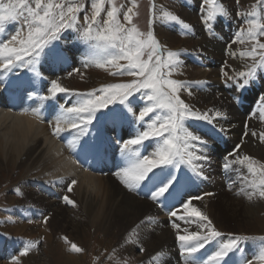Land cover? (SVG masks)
Wrapping results in <instances>:
<instances>
[{"label": "bare ground", "instance_id": "bare-ground-1", "mask_svg": "<svg viewBox=\"0 0 264 264\" xmlns=\"http://www.w3.org/2000/svg\"><path fill=\"white\" fill-rule=\"evenodd\" d=\"M201 1L189 0L182 12L177 15L172 13L190 26V31L184 30L188 32L189 40L179 41L174 35L168 37L160 30L156 31V35L166 42L167 48L169 46L170 49H177V52L181 53L183 64L170 78L179 79L178 74L182 73L180 70L185 72V75L189 74V78L184 81L188 84L187 90H184L185 93H179L181 99L189 103L194 111L207 113L208 119L212 121L187 122L192 130L208 141V151L199 153L194 146L184 149V162L176 168L166 169L178 176L179 182L171 195L166 194V198H161L160 204L152 201L150 191L144 194L138 190L129 191L121 183V178L115 175L126 166L120 152L122 141L133 137L137 131H143L146 127L143 122L135 125L137 109L144 106L142 93L131 99L129 106L132 111H128L123 105L120 106L125 118L115 125L105 115L99 124H96L94 119L93 124L89 126V133L84 139L89 143L103 141L104 150L99 155L85 157L83 153L71 152L68 144L73 139L75 130L70 127H67L60 137L53 135L55 120L58 115H62L61 108L71 107L85 98L80 95L84 93H75L73 90L90 92L106 78L104 75L96 77L84 74L85 84H82L81 88L67 85V82H72L68 78L69 73L72 75L85 66L80 53L88 49L85 44L74 42L73 38L78 35L77 32H67L66 37L58 43L61 49L71 55V59L66 63L53 64L49 58L43 56L35 65V72L28 67L11 73L0 69V80L7 84L6 89L0 87V177L13 170H19L22 176L21 182L13 185L10 190L13 196H5L3 201L0 200V224L4 227L0 233L12 238L25 236L43 241L47 245L48 254L52 256L46 264H85L89 247H85L82 239L86 237L84 229L88 226L94 229V233H101L103 239L108 238L111 242L115 239L120 244L128 245L129 249L143 248L142 261L146 264H184L180 253L181 242L177 240V235L200 232L198 225L206 223L194 216L185 215L182 202L190 200V207H195L206 215L214 228L226 226L231 229L230 233L235 234L234 230H239L246 224H259L262 230L256 235H264V218H255L258 210H264V198L251 186L253 177L248 174L247 166L232 164L236 156L228 155L231 152V148H228L233 144V147L239 145L238 156L247 155L256 161H264L263 157L259 156L260 149L264 147V142L260 139L261 134H264V83L259 93L250 89L253 87L250 84L246 90L251 92L248 90L245 94H239L241 91L236 85L238 79L244 78L231 74L224 64L234 57L233 60L239 59L241 65L245 66L249 65L252 58L241 57L240 53L232 50L231 45L234 46L233 41L236 40L232 27L236 21L230 19L229 15L225 17L219 13L209 22L212 30L205 31L206 25L201 22L203 15L195 10ZM229 1L220 0L224 6L228 5ZM255 1L257 0H247V4ZM245 2L246 0H240L241 4ZM259 8L251 10L264 17V4ZM22 22H7L6 31L0 35V40H9ZM163 24H166L165 27L169 26L173 32L182 30L177 22H168L165 19ZM22 35L26 38L27 31L24 30ZM192 39L201 41L194 46ZM254 44L255 42H252V45ZM90 55L92 60L88 65L96 64V60H103L107 53L95 51ZM64 78L67 81H64ZM257 78H260V73ZM53 79H60L58 83L69 92L59 93L48 101L39 99L41 92L49 95L47 88ZM235 81L237 83H234ZM241 95L242 100L259 103L261 111L252 116L246 115L247 111L245 117L242 111L237 109ZM26 109L27 114L21 115ZM32 110H39L43 120L37 119ZM46 111L49 113H45ZM155 115H161V112L157 110L156 113L145 117V121H150ZM159 143L162 141L153 138L146 141L143 147H132L142 155H150ZM201 154H206L209 159L197 160V155ZM225 163L231 164L228 171L223 167ZM154 171L159 173L160 169ZM197 171L202 175L194 174ZM72 180H75L76 184L69 192L68 185ZM2 182L1 180L0 185ZM225 182L227 185H224ZM209 193L211 195H208ZM248 193H252L251 198ZM65 196L74 201V206L63 200ZM173 205L179 209L178 216L184 217L183 219L169 215V211L174 210ZM172 223L177 224L179 228L174 229ZM71 227V238L78 243V247L85 250L82 253L71 251V243L66 244L65 238L55 234L57 230L64 232L66 228ZM229 238L233 237L221 234L217 241L207 244L197 254L198 257L206 259L216 250L219 242ZM248 244L250 241L242 242V250L232 254L229 264H241L243 259H251L258 254L262 243ZM110 247V242L102 240L98 243L97 255ZM32 258L23 259V263L28 264Z\"/></svg>", "mask_w": 264, "mask_h": 264}, {"label": "snow or ice", "instance_id": "snow-or-ice-1", "mask_svg": "<svg viewBox=\"0 0 264 264\" xmlns=\"http://www.w3.org/2000/svg\"><path fill=\"white\" fill-rule=\"evenodd\" d=\"M87 2L90 3L91 7L90 15L85 11V5L80 0H34V6L32 0H11L8 4H4L3 0H0V35L5 33L7 22L23 21L15 33L11 34L9 40H0V69L3 72L11 73L17 69L28 67L35 72V65L39 63L42 56L49 58L53 64L68 62L71 55L66 50L61 49L57 42L69 31L77 32L78 35L73 38L74 42H81L88 49L80 53L85 66L92 60L91 52H106L107 56L103 61H95L96 66L107 63L117 68V72L113 75H128L135 77V79L128 83L110 84L100 90L80 94L85 96L80 102L71 107L61 108L62 115H58L55 120L53 135L60 137V134L67 127H70L75 130L73 139L68 144L71 152L83 153L85 157L99 155L104 150L103 141L89 143L84 139L88 135L89 126L93 124L94 119H99L96 116L97 112L101 109H107L106 118L115 125L125 118L124 112L122 108H109V105L118 101L120 105L128 108V111H132L129 106L131 104L130 98L135 93H142L144 106L140 109L136 120L145 123L146 127L143 131H137L133 137L122 141L120 152L126 166L116 172L115 175L121 178V183L129 191H137L151 182L150 198L153 202L160 204L161 198H166V194L171 195L176 183L179 182V177L170 171H166V169L176 168L184 162V149L194 146L199 153L208 151V141L201 134L192 130L187 122L189 120H205L212 123V121L208 119L207 113L194 111L190 105L181 99L180 90L187 89V82L168 78L177 68L182 66L181 53L167 51L165 46L155 37L153 30L144 34L135 27L126 28L118 19L120 10L114 5L113 0H107V3L112 6L106 10L107 18L103 19L102 23L99 18L101 13L105 12L106 0H87ZM258 3L264 4V0H258ZM202 4L208 6L207 15L202 16V22L206 25L205 31L212 30L209 22L216 18L218 12L225 16L228 15L227 10L217 4V0H202ZM81 12H84L83 19L86 26L83 29L78 27ZM131 14V7L123 14L124 20L129 24L132 22ZM156 15L157 13L153 12L154 18ZM250 15L255 18L246 19L245 23L248 25L246 33L238 31L235 33L236 40L233 41L234 43L237 41L243 43L245 35L249 40L255 41L250 52L240 53L241 57H251L254 63L248 67L246 72L239 73V76L244 79L243 83L237 84L238 90L249 86L251 81L257 78L258 69H264V53L260 54L258 61L255 60L257 48L264 50V43H260L258 40V37L264 36V17L255 11ZM163 16L181 26V35L188 34L184 30L190 31V26L176 15L165 11ZM152 24L153 21L150 20V29ZM24 30L27 31L26 38L22 35ZM13 44L19 46H12ZM145 55L147 59H143ZM122 60L127 63L120 64ZM0 87L6 89L7 84L4 80H0ZM96 91H99L100 95H96ZM47 92L49 95L38 98L48 101L54 99L57 94L67 93L69 90L53 79L50 82V87L47 88ZM29 95L31 96V93ZM237 102L239 101L237 100ZM157 110L163 115H155L150 121H145V117L156 113ZM32 111L37 119L43 120L39 110ZM27 112L28 109L20 114L25 115ZM217 115L220 114L217 113ZM221 130L223 131V129ZM253 135H255L254 132ZM153 138L162 141V143H159L156 150L150 155H142L132 147H143L146 141ZM260 139L264 142V134H261ZM191 142H195V144ZM238 149L239 145L228 154L229 156H236V159L231 163L247 166L248 174L253 177L250 181L251 186L259 192L261 198H264V164H260L259 161L247 155L238 156ZM196 159L207 161L209 157L206 154H201L197 155ZM223 167L228 171L231 164L225 163ZM154 169H160V172L157 173ZM194 174L202 175L199 171ZM75 184L76 181L72 180L68 185L69 192L73 190L72 186ZM248 195L251 198L252 193H248ZM193 199H200V197H193ZM63 200L74 206V201L67 196L63 197ZM190 203V200L182 202L185 215L194 216L199 221L206 223L198 225L201 229L200 232H186V234L177 235V240L181 242L180 253L184 264H229L232 254L242 250L240 246L246 238L236 236L227 241L219 242L215 251L206 259H200L197 254L207 244L217 241L221 233L214 228L206 215L195 207H190ZM173 209L169 211L170 216L178 219L184 218L178 216L179 209L175 205H173ZM172 227L174 229L179 228L175 223H172ZM259 239L262 244L258 254L251 259H243L241 264H264V237ZM65 243L70 242L65 238ZM33 247H35L34 244L27 245L20 252V256L27 255ZM71 251L80 253L83 249L75 243H71ZM140 251L143 252L144 249L140 248ZM15 261L16 257H13V264Z\"/></svg>", "mask_w": 264, "mask_h": 264}, {"label": "rangeland", "instance_id": "rangeland-1", "mask_svg": "<svg viewBox=\"0 0 264 264\" xmlns=\"http://www.w3.org/2000/svg\"><path fill=\"white\" fill-rule=\"evenodd\" d=\"M188 1L189 0H113L114 5L120 10L119 14H118V19H119L121 24H123L126 28L135 27L138 29V31L140 33H144V34H146L149 30H153L155 37L158 39V41L163 46H165L166 50L167 51H173V52H177V49H173V48L170 49L169 46L167 48L166 42L161 40L156 35V31L158 29L161 32H163L165 35L167 34L168 37L169 36L173 37V35H174V37L177 38L179 41L189 40V37L187 35L185 36V35L180 34L181 31L178 33L173 32V30L171 31L169 29V26L165 27L166 24H163L165 19L168 22H172L163 16V13L165 11L169 12L171 14L175 13L177 15L178 13L182 12L186 8V3ZM10 2H11V0H3L4 4H8ZM80 2L85 5V11H87L88 14H91L90 3H88L87 0H80ZM32 3L34 6V0H32ZM217 4L221 5L223 8L226 7L224 9L227 10V13L229 15V16L228 15L227 16L230 19L236 21L235 26L232 27V28H234L233 29L234 34L237 33V31H239V30L240 31H244V30L246 31L247 30L248 25H247V23H245L246 19H254L250 15L252 12L251 9H253V10H255V8L260 9L259 7L261 6V3H258V0L255 1L254 3H251V4L250 3L247 4V0L243 4L240 3V0H239V2H237V0H233V1L230 0L228 5H225V6H224V3L220 2V0H217ZM111 6L112 5L108 4L107 0H106V2L104 4L105 12H102L101 17L99 18L101 23H102L103 19L107 18L106 17V10L109 9ZM130 7L132 8V14H131L132 22H131V24H129L127 21L124 20V15H123L128 10V8H130ZM195 10H197L200 14L202 13L203 16H206L207 11H208V6L203 5L202 1H201L199 7L196 8ZM153 12L157 13L155 18L153 17ZM238 13H239V15H238ZM217 15H219V12L217 13ZM227 16H225V17H227ZM83 17H84V12H81L80 13V19H79L80 21H78V27L81 29L86 27L84 25ZM150 20L153 21L151 29L149 27ZM198 22H200V21H198ZM166 32H169V33H166ZM66 34L67 33L64 34L62 39L66 37ZM258 40L260 43H264V36L258 37ZM200 41H201V39H192V43L194 44V46L196 43H198ZM252 42H255V41L249 40L247 38V36L245 35L243 43H240V42L238 43V41L235 43L233 42L234 46L232 44L231 48L235 53L250 52L252 47H253ZM57 43H59V42H57ZM246 46H247V48H246ZM237 48L239 49V52H238ZM261 53H264V50L257 48V54L255 56V60L260 59ZM245 57H247V56H245ZM143 59H147V56L145 55L143 57ZM230 59H228L227 64H224V66L227 67L229 69L230 73L233 74L234 76H239L238 74L240 72H246L248 70V66H251L254 62V60L251 59V60H249V65L245 64V66H242L239 59H238V61H236V58H235V60H233L234 57H231ZM103 60H101V61H103ZM233 61H234V63H232ZM238 62H239V64H238ZM126 63H127L126 61H123V60L120 61V64H122V65L126 64ZM82 68L83 69H79V71L78 70L75 71L72 75H70V77H68V78H70V80H72V82H70V83L67 82L68 86H70L72 88H75V87L81 88L82 87L81 85L85 84V81H84L85 75L84 74H86L88 76H96V77H98V76L100 77V76L104 75V77H106L105 79H102L104 81L99 82V85L97 87L93 88L92 91H90V92H93L94 90H100L106 85L128 83V82H131L135 79V77L128 76V75H113V73L117 72V68L114 67L113 65H110L107 63H101V66H96V64H92V65L89 64L87 66H83ZM180 72H182V73L178 74L179 79H177V81L184 82L185 79L189 78V74L185 75L184 74L185 72H183L182 70H180ZM259 73H260V78H256V79L252 80L250 83L253 86L250 89H253L256 92H258L262 89V84L264 83V69H258L257 77H258ZM55 77H58V76H55ZM168 78L174 79V78H170V76ZM174 80H176V79H174ZM59 81H60V79L57 80V82H59ZM64 81H67V79H65ZM234 83H237V82L235 81ZM238 83H243V80H241V78L238 79ZM236 87H237V85H236ZM184 90H187V89H181L180 92L185 93ZM248 90H246V87H245L243 90H239V91H241L239 94H242V93L245 94ZM73 91H75V93L76 92H81L84 94L89 93V91L83 92V90H80V89L79 90H73ZM249 92H251V91L249 90ZM95 94L100 95V92L96 91ZM138 94H141V93H135L134 96L138 95ZM243 95H241L239 98L243 97ZM132 98L133 97H131L130 100ZM241 101L239 103V104H241V106L240 107L237 106V109L240 112L242 111L243 115H245V113L247 111L248 112L246 113V115H250V116L254 115L258 111H261V106L259 105V103L253 104L252 102H248L245 99L242 100V98H241ZM185 103L189 105V103H187L186 101H185ZM120 106H122V105H120L117 101L115 104L109 105V108H120ZM107 111H108L107 109H101L99 112H97L96 116L99 117V119L95 120L96 124H99L101 122V120L105 117V114ZM139 111H140V109H137V114H136L137 116L139 115ZM243 111H244V113H243ZM161 115H163V113H161ZM246 115H245V117H246ZM138 123L139 122H137V120L135 118V125L136 124L138 125ZM232 145L233 144H231L228 148V149L231 148V150H230L231 152H233L237 148V146L233 147ZM260 152L261 153L259 156L263 157V159H264V147L260 149ZM259 162H260V164L261 163L264 164V161H259ZM20 174H21V172L19 170H13V171L8 172V174L3 175V177H0V181L1 180L3 181L2 184L0 185V187H1L0 188V200L1 201H3L5 196H13L12 191H10V190L15 185H18L21 182L22 176ZM221 178H223V173H221ZM224 185H227L226 182L224 183ZM150 189H152V183L148 182L146 184V186H142L138 191L140 193L144 194L146 192H149ZM15 197L17 199L19 198V196H15ZM263 202H264V200H263ZM255 218H257V219L264 218V210H262V209L258 210V212L255 214ZM222 224L225 225L224 222H222ZM2 229H4V227L2 224H0V230H2ZM215 229L217 231H219L222 235H225L228 237H236V236L245 237L246 238L245 241H248V242L250 241V244L255 243V242L262 243L259 238L264 237V235H256V233H259L262 230V227L259 224H255L254 226L246 224V225L240 227L239 230H234L233 232H236L235 234L230 233L231 231H229V230H231V229H229L226 226L225 227H223V226L216 227L215 226ZM65 230H66V232H65ZM65 230H64V232H60V230H57V231H55V234L57 235V237L61 236L63 238H66L69 242L71 241L70 243H75L77 246H79L78 243L73 241V238H71V234H73L72 227H71V229L66 228ZM84 230H85L86 237H85V239H82V242L84 243L86 248L89 247V252L87 254V259H86L87 262H85V264H146L145 262L142 261L143 252H141L139 248L129 249L128 245L120 244L119 241H116L115 239L112 240V242L107 240L108 238L103 239V237L101 236V233H99V232H98V234L94 233L95 232L94 229H92V227H89V226L85 227ZM22 237H24V239ZM22 237L21 238H12V237L7 236L3 233H0V264H13V262H12L13 257H16L15 264H24L23 259H26L27 257L28 258L33 257L34 259L36 258V260H37V261L35 260L36 261L35 262L32 258V261L29 262L28 264H46L49 262L50 257H52V256L50 254H48L49 251H47V248H46L47 245H45L43 241H38V239L35 240L32 238L29 239L25 236H22ZM102 240L110 242L111 247L109 249L103 250L100 255H97L96 249H97L98 243H101ZM29 244H34V245L37 244V246L31 248L28 251L27 255L20 256V252ZM250 244H248V245H250ZM35 248H36V250H35ZM84 251L85 250H83L82 252H84ZM82 252H80V253H82ZM30 256H32V257H30Z\"/></svg>", "mask_w": 264, "mask_h": 264}]
</instances>
